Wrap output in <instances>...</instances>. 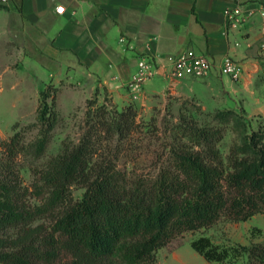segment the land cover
Here are the masks:
<instances>
[{"label":"trees","instance_id":"trees-1","mask_svg":"<svg viewBox=\"0 0 264 264\" xmlns=\"http://www.w3.org/2000/svg\"><path fill=\"white\" fill-rule=\"evenodd\" d=\"M58 92L49 84L40 93L39 133L31 146L36 157L59 124ZM93 104L81 141L65 142L58 155L34 168L30 187L21 175L28 147L21 132L0 145V264H157L158 251L186 232L223 218L264 216V130L249 131L235 110L215 111L223 129L182 114L159 171L145 175L118 164L138 135L150 132L138 122V110L104 104L92 111ZM231 122L242 137L224 156L219 144ZM75 186L84 189L80 200ZM192 247L210 264L229 258V250L209 237Z\"/></svg>","mask_w":264,"mask_h":264},{"label":"crops","instance_id":"crops-1","mask_svg":"<svg viewBox=\"0 0 264 264\" xmlns=\"http://www.w3.org/2000/svg\"><path fill=\"white\" fill-rule=\"evenodd\" d=\"M240 4L243 22L231 27L225 11L236 8V0L0 1L6 35L0 44L11 60L19 63L26 52L55 69L54 76L65 74L66 80L60 77V82L89 96L99 93L103 101L107 94L120 109L133 105L148 112L190 100L209 112L238 111L248 104L253 110H245L253 116L264 114V99L257 96L264 83L263 2ZM60 5L66 7L65 14L56 13ZM188 50L211 57L214 67L208 78L171 75L174 58ZM228 55L243 65L239 80L225 79L221 73ZM142 56L153 61L156 74L136 92L130 84Z\"/></svg>","mask_w":264,"mask_h":264},{"label":"rangeland","instance_id":"rangeland-1","mask_svg":"<svg viewBox=\"0 0 264 264\" xmlns=\"http://www.w3.org/2000/svg\"><path fill=\"white\" fill-rule=\"evenodd\" d=\"M1 19L0 39H6L2 29L4 22ZM5 50V46L0 44V145L16 132H21L24 144L28 146L20 158L21 175L24 184L30 187L34 180L32 173L34 168L44 165L49 159L58 155L65 142L78 144L81 141L88 128L90 101L94 102L92 111L104 104L108 105L109 109L114 107L122 111V108H118L107 94L103 101L99 93L89 96L74 85L68 86L65 82H60V77L66 80L65 74L54 76L55 69L45 67L26 52L17 63L9 58L10 54L5 53ZM158 78L156 75L155 79ZM224 78L231 79L228 76ZM52 82V85L59 90L57 110L60 120L51 134L45 153L41 157H36L31 146L39 133L35 124L40 93ZM157 90L161 91L162 86H158ZM257 96L264 99V83L257 88ZM234 98L238 105H243L241 99ZM230 105L237 104L230 102ZM244 107L248 112L253 110L248 104ZM245 109L239 108L235 111L247 120L250 125L249 131L264 130V114L251 116ZM182 114L193 116L203 126L223 129V121L214 119L215 112L203 109L195 101H183L179 105L170 103L166 108L155 107L148 112L138 111V122L143 128L148 125L150 132L145 134L146 129H144L143 134L138 135L136 143L123 151L118 161L119 168L130 174H156L162 166L160 157L167 152L166 147L172 141V128L178 123ZM224 128V139L219 144V149L222 155L227 156L231 146L241 141L242 131L236 128L233 122L225 124ZM73 194L76 200H80L84 189L75 186ZM42 222L48 223L47 220H40L38 223ZM14 232L13 230L10 234ZM201 237H209L221 249L229 250L226 264H264V216L261 214L244 222L223 218L210 228L186 232L158 251L157 264H210L192 247V242Z\"/></svg>","mask_w":264,"mask_h":264},{"label":"built area","instance_id":"built-area-1","mask_svg":"<svg viewBox=\"0 0 264 264\" xmlns=\"http://www.w3.org/2000/svg\"><path fill=\"white\" fill-rule=\"evenodd\" d=\"M3 4L7 3V0H0ZM238 5L234 9H227L225 15L229 26L236 27L243 22V11L240 4L241 0H236ZM263 6L261 9V15L263 17V32H264V0H262ZM61 9L63 11H61ZM57 14H65L66 7L63 5L56 7ZM125 38H121V42H125ZM260 52L264 55V41L260 45ZM214 62L211 57L203 54H198L192 50H188L179 54L173 60V66L171 69V75L174 78H194V79H206L212 73ZM243 72V65L240 61L233 56H226L221 66V73L224 76L231 77L234 80H239ZM156 74L153 61L147 57L142 56L138 60V70L132 78L130 87L133 91L140 92L145 82L151 79Z\"/></svg>","mask_w":264,"mask_h":264},{"label":"snow or ice","instance_id":"snow-or-ice-1","mask_svg":"<svg viewBox=\"0 0 264 264\" xmlns=\"http://www.w3.org/2000/svg\"><path fill=\"white\" fill-rule=\"evenodd\" d=\"M61 11H63V10L61 9Z\"/></svg>","mask_w":264,"mask_h":264}]
</instances>
